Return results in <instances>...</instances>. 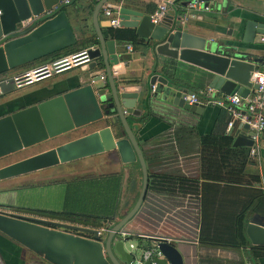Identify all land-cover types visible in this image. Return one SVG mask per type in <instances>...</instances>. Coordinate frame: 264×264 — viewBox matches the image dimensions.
<instances>
[{
    "label": "water",
    "instance_id": "water-1",
    "mask_svg": "<svg viewBox=\"0 0 264 264\" xmlns=\"http://www.w3.org/2000/svg\"><path fill=\"white\" fill-rule=\"evenodd\" d=\"M63 1L0 0V42L6 36L0 43V75L75 44L64 8L74 0ZM123 1L112 4L107 3L109 0L95 1L92 11L95 43L86 50L90 61L78 66V72L74 74L76 86L60 89L54 84L45 89L52 93L48 97L35 99L24 106H12L7 113L0 115V158L84 125L102 123V127L96 130L1 165L0 179L107 151H115L124 164L136 161L139 165L141 184L134 203L104 234L97 227L77 222L0 211V233L50 264H131L137 248H128L130 233L123 228L143 202L148 175L126 115H139L135 104L149 110L151 100L158 101L162 108L175 106L196 115L204 109L202 104L187 103L184 96L191 91L181 88L174 78L154 74L147 83L139 79L134 84L114 79V74L123 72V61L126 60L124 54L116 51L114 40L104 39L100 32L96 18L101 6L117 15L120 28H131L137 37L143 39L142 54L178 60L207 71L210 74L207 86L223 95L245 97L255 89L249 81V74L260 59L248 57L239 45L264 44L263 20L246 18L235 29L239 36L234 43L219 45L211 38L205 39L184 30L183 25L190 18L186 4L191 0H158L168 4L156 23L150 21L149 13ZM202 1L203 4L211 2L214 8H218L227 0ZM104 3L106 5H102ZM53 6L56 7L51 11L52 15L45 17L43 12ZM25 20L29 25L7 38L13 34L16 24ZM99 66L103 79L95 70ZM0 91L1 95L13 91L11 77L6 82L0 81ZM18 97L21 98L15 96L9 101L16 103ZM113 127L119 128L118 134L112 131ZM234 145L252 147L253 141L247 135H238ZM62 230L81 232L90 237ZM140 235L150 239L151 246L155 245L161 254V257L152 255L141 264H150V261L183 264L180 252L172 244L173 239L167 243L159 235ZM244 235L250 245L264 246V222L246 221Z\"/></svg>",
    "mask_w": 264,
    "mask_h": 264
},
{
    "label": "crops",
    "instance_id": "crops-1",
    "mask_svg": "<svg viewBox=\"0 0 264 264\" xmlns=\"http://www.w3.org/2000/svg\"><path fill=\"white\" fill-rule=\"evenodd\" d=\"M95 1L74 0L73 4H68L66 7V14L76 40L74 45L77 47H89L95 43L92 24V11ZM117 1L109 0L107 3L112 4ZM123 2L128 6L151 14L152 11L149 10V6L152 4L155 7L160 1L124 0ZM208 6L207 11L201 7L193 10L183 28L193 35L205 39L211 38L219 45L234 43L236 36H239L235 29L246 18L264 21V0H227L224 6L218 8H214L211 2L208 3ZM103 7L105 6L99 8L96 18L102 36L103 30L109 27L102 15ZM27 25H29L28 20L16 24L14 31L11 32L13 34L7 38L17 35ZM104 39L112 38L104 37ZM137 39L139 41L136 43L118 42L113 39L116 51L124 54L126 60L123 61L125 64L123 72L113 76L117 81L134 84L142 79L147 83L149 77L160 74L174 78L181 88H186L188 91H195L209 83L210 74L199 67L178 60H169L158 56L152 58L146 56L145 53L142 54L141 44L144 41L139 37ZM3 41L1 40V42ZM126 46H129L130 50H127ZM239 46L243 47V51L250 58H264V44H240ZM49 55L28 62L30 63L29 66L20 65L1 74L0 77L47 62L51 58ZM100 68L99 66L95 69L96 73L103 76L102 68ZM77 72L78 67L71 68L26 86L25 91L17 95L21 98L18 97L16 103L9 101L15 96L0 99V115L7 113L12 106H24L35 99L48 97L52 93H47L45 89L54 84L60 86V89H71L77 85V81L74 79V74ZM53 87L56 88V86ZM107 87L105 85V88ZM214 95L219 96L221 93L215 92ZM150 103L151 108L149 110L135 104V108L139 111L137 117L126 115L127 123L142 152L148 176L168 175L176 179H186L192 187L187 185L184 187L192 188L194 193L199 190L202 181L245 183L257 185L264 190V132L258 135L253 144L255 157L249 154L250 147L234 145L236 136L247 134L246 125L242 122V118L247 116L243 107L239 108V119L234 121L233 127L228 131L226 124L230 117L229 113L222 107L207 105L204 106L200 115H196L175 106L162 108L156 100H151ZM112 131L118 134L119 128L113 127ZM116 174H120L122 177L120 194L124 188L127 193L126 201L122 204L129 205L140 188L139 165L136 161L124 164L120 162L115 151H107L0 179V211L36 216L14 208L18 207L15 202L21 200L24 202L28 199H37L36 204L39 205L40 209L60 210L66 184L82 179ZM60 197L59 208H49L50 202L47 203L45 200L49 198L50 201H55L59 200ZM169 201L173 206H176L175 208H185L189 205L186 200L180 201V203L176 199ZM120 206L121 203H119ZM248 220L264 222V215L249 212L245 222ZM133 225V221L128 222L123 230L129 231L130 235L134 234L141 237L140 234L143 235L144 233L134 229ZM144 235L156 234L145 233ZM130 243L133 246H139V243H141L140 245L144 244L142 241ZM172 244L181 253L183 264H195L190 259L192 256L207 255L221 259H236L244 254L242 250L203 247L198 245L196 241L177 240ZM256 261L257 264H264V256L258 257ZM0 264L50 263L0 233Z\"/></svg>",
    "mask_w": 264,
    "mask_h": 264
},
{
    "label": "trees",
    "instance_id": "trees-1",
    "mask_svg": "<svg viewBox=\"0 0 264 264\" xmlns=\"http://www.w3.org/2000/svg\"><path fill=\"white\" fill-rule=\"evenodd\" d=\"M66 7L67 5L64 8ZM154 8L152 4L149 6L151 11ZM103 36L118 42L139 41L131 28L109 26L103 30ZM80 48L82 47L76 45L65 47L50 54L49 60ZM121 181L120 174L73 181L65 186L60 210L26 208L24 212L48 219L67 220L109 229L130 209L138 194L137 191L129 205L122 204L119 207ZM184 185L192 187L186 179H176L168 175L148 176L143 201L151 202L155 212L159 210L163 216L176 207L172 205L170 199H176L179 203L186 200L189 205L185 208L177 207L180 211L174 212V216L182 219L186 224L192 221L191 228H188L189 224L184 228L191 234L186 240L196 241L203 247L244 252L237 259H221L205 255L192 256L191 261L195 264H257L256 259L264 256V246L250 245L244 235V226L249 212L264 215V190L257 185L245 183L202 181L199 190L194 193L192 188ZM162 216H156V220H160ZM128 238H136L137 242L142 241L146 247L152 245L148 238L136 235H129ZM170 238L173 242L183 239Z\"/></svg>",
    "mask_w": 264,
    "mask_h": 264
},
{
    "label": "built area",
    "instance_id": "built-area-1",
    "mask_svg": "<svg viewBox=\"0 0 264 264\" xmlns=\"http://www.w3.org/2000/svg\"><path fill=\"white\" fill-rule=\"evenodd\" d=\"M67 1L68 0H64L63 3H67ZM203 3L204 2L202 0H191L188 2L186 7L190 10V12L187 15L191 16L192 11L200 7L204 11H207L209 6L208 4ZM167 4L168 2H159L156 4L152 13L149 14L150 21L152 23H156L161 18L167 8ZM55 7L56 6H53L49 10L44 11L43 15L45 17L51 16V11L54 10ZM102 15L110 27H119V19L117 15L109 8L103 7ZM91 47L92 46H89V48ZM126 48L127 50H130L129 46H126ZM86 50L87 47H84L69 54L58 56L47 62H43L26 70L11 74L10 76L0 77V81L6 82V79L11 77L13 89H19L32 85L71 68L88 63L90 58ZM254 64L256 66L250 71L249 81L255 85V89L248 93L245 97H240L237 94H221L219 96H215L214 94L216 91L209 86L196 89L184 96V99H187L188 104H202L204 106L215 105L224 108L229 113L230 117L226 124L228 131L233 127L234 121L239 119V108L243 107L247 116L242 118V122L246 125V135L251 141H253V144L258 138V135L264 132V58ZM100 78L103 79V76H100ZM249 154L255 157L254 145L249 148ZM99 230L100 232L103 231L102 228H99ZM107 230L108 229H105V231ZM123 235L124 234H122V236ZM160 237H164L167 243L172 241L170 237ZM128 248H137L134 252L133 259L130 262L131 264H141L152 255L161 257V254L156 249L155 245L146 247L144 245L133 246L131 243H128ZM150 264H155V262L150 261Z\"/></svg>",
    "mask_w": 264,
    "mask_h": 264
},
{
    "label": "rangeland",
    "instance_id": "rangeland-1",
    "mask_svg": "<svg viewBox=\"0 0 264 264\" xmlns=\"http://www.w3.org/2000/svg\"><path fill=\"white\" fill-rule=\"evenodd\" d=\"M69 72V71H68ZM27 87H22L19 89H13L8 94H2L0 96V99H6L10 98L12 96H17L20 95L23 91H25ZM102 127L101 122H94L91 124L84 125L82 127L76 128L72 131H69L65 134H61L59 136L53 137L51 139H48L46 141L40 142L38 144H35L33 146H30L28 148H24L20 151L14 152L12 154L6 155L2 158H0V164H7L9 162L18 160L20 158L26 157L28 155L34 154L36 152H39L41 150L54 147L57 144L63 143L67 140H70L72 138L78 137L80 135H83L85 133H88L92 130H96L98 128ZM127 198V193L126 189L124 188L123 191H121L120 194V203H124ZM35 200V201H33ZM37 199H28V201L21 200L20 202H15V204L18 207H14L15 210L18 211H24L26 208H33V209H40L39 205L36 204ZM45 201L50 202L49 203V208L55 209L59 208L61 204V197L59 200H52L50 201L49 198H47ZM63 203V199H62ZM21 206V207H19ZM23 206V207H22ZM156 207V206H155ZM180 208V207H178ZM178 208H173L171 211L169 210L166 212L163 216L161 214V211L158 210V212L154 210V206H152L151 202L149 201H143L140 208L138 209L137 213L134 215V217L129 221H133V226L134 229L139 230L142 233L146 234H156L159 236H165V237H176V238H183L182 240H186L191 236V234L188 232L187 229H184L185 227H188L191 225L192 226V221L191 223H187L183 221L182 219L176 218L174 216V212L180 211ZM159 213V214H158ZM156 216H162L160 217V220H156ZM126 226V225H125ZM124 226V227H125ZM188 227V228H191ZM97 228H102L103 231L102 233L104 234L106 231L104 227H97ZM129 239V238H128ZM188 241V240H186ZM133 242L136 243L137 239L136 238H130L129 243ZM152 244V241H150ZM178 245V244H177ZM237 259V258H236Z\"/></svg>",
    "mask_w": 264,
    "mask_h": 264
},
{
    "label": "flooded vegetation",
    "instance_id": "flooded-vegetation-1",
    "mask_svg": "<svg viewBox=\"0 0 264 264\" xmlns=\"http://www.w3.org/2000/svg\"><path fill=\"white\" fill-rule=\"evenodd\" d=\"M49 219H51V218H49ZM62 231L69 232V233L74 234V235L84 236V237H87V238L90 237V235H88V234H83V233H81V232L70 231V230H62Z\"/></svg>",
    "mask_w": 264,
    "mask_h": 264
}]
</instances>
